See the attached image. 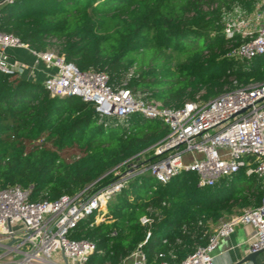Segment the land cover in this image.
Returning <instances> with one entry per match:
<instances>
[{"label":"trees","instance_id":"obj_1","mask_svg":"<svg viewBox=\"0 0 264 264\" xmlns=\"http://www.w3.org/2000/svg\"><path fill=\"white\" fill-rule=\"evenodd\" d=\"M263 1L17 0L0 8V31L37 53L59 43L81 72L105 73L114 88L128 83L144 100L181 109L264 83V57L229 56L244 41L227 40L218 24L221 9L251 16ZM162 54L176 56L175 66L172 58L160 62ZM142 56L154 57L155 67L142 68ZM27 77L0 72V190L31 188L33 202L49 203L104 191L117 180V167L168 133L141 115L101 117L94 104L51 97ZM263 197L262 179L244 172L214 187H199L193 173L167 184L139 177L107 207L104 223L83 221L69 237L98 247L87 264H123L139 247L147 264H181L208 245L212 224L260 207Z\"/></svg>","mask_w":264,"mask_h":264},{"label":"built area","instance_id":"obj_2","mask_svg":"<svg viewBox=\"0 0 264 264\" xmlns=\"http://www.w3.org/2000/svg\"><path fill=\"white\" fill-rule=\"evenodd\" d=\"M16 1L3 0L0 8ZM263 23L264 10L228 24L225 38L240 37L244 41L229 56L242 61L264 57ZM10 49L26 50L37 64H45L48 78L43 86L51 97L92 103L101 117L124 120L141 115L147 120H159L168 133L149 151L117 167V180L104 191H84L49 203L33 202L31 188L0 190V264H87L91 257L100 254L98 247L72 240L70 234L83 221L93 219L92 225L104 223L107 207L139 177L167 184L182 174L193 173L199 178V187H214L244 172L247 177L262 179L264 188V83L226 92L206 103L188 102L176 109L136 96L128 83L114 88L107 74L81 72L63 56L50 50L34 52L19 39L0 31V72L4 74L27 69L24 64L7 61L5 52ZM133 76L131 71L129 81ZM155 158L158 160L152 162ZM149 223L147 218L142 219L143 225ZM239 225L251 229L247 238L250 254L264 251V197L260 207L245 208L221 220L208 245L198 247L181 264H216L212 254ZM129 260L130 264H147L141 247Z\"/></svg>","mask_w":264,"mask_h":264},{"label":"crops","instance_id":"obj_3","mask_svg":"<svg viewBox=\"0 0 264 264\" xmlns=\"http://www.w3.org/2000/svg\"><path fill=\"white\" fill-rule=\"evenodd\" d=\"M3 0H0V3ZM264 10V1L259 5L256 11ZM255 15V13L253 14ZM260 26V25H259ZM264 26V23L261 24ZM28 51L26 50H18V49H10L5 52V57L9 63L19 62L21 64L26 65L27 69L20 74H28V79L40 80L41 83L44 82L48 78V74L46 72L45 64L40 63L37 64V61L34 56H27ZM30 53V52H29ZM34 67H37V70H33ZM245 208L235 210L232 214H237L241 210ZM231 216V215H229ZM228 217V216H227ZM226 218V217H225ZM220 222L211 228V233L215 232L218 228ZM251 233V229L246 226L239 225L236 227L235 233L229 238L223 239L220 242L218 249L212 254L213 258L216 261V264H238L242 262L249 252V246L247 244V238ZM123 264H130V260L128 259ZM251 264V263H245ZM257 264H264V253L261 254L257 259Z\"/></svg>","mask_w":264,"mask_h":264},{"label":"rangeland","instance_id":"obj_4","mask_svg":"<svg viewBox=\"0 0 264 264\" xmlns=\"http://www.w3.org/2000/svg\"><path fill=\"white\" fill-rule=\"evenodd\" d=\"M220 10V9H219ZM243 12L239 9V8H235L232 12H228L226 9H221L219 14H218V21H219V25H222V28L225 29V27L228 24H231L232 22L238 20L239 18L243 17L244 14H242ZM223 35H224V30H223ZM61 50H62V45H60L59 43L53 42V46L50 50V52L55 53L57 56L62 57L61 55ZM29 57H31V53H27ZM169 58H172V66H175V64L177 63V59L176 56L170 57L169 54H162L161 56H159V59H161L160 62L165 63ZM141 61L143 63H145L144 66H142V68H145V70H150L152 67H155V58L152 56H142L141 57ZM145 93H149L148 91H145ZM140 95H138L139 97ZM140 97H143V95H141ZM190 156V155H188ZM198 158H202V155H197ZM247 182H250V180H248ZM246 182V183H247ZM146 188V187H145ZM144 188V189H145ZM106 217L107 215V209L106 211L103 213ZM211 228H213V224L211 225Z\"/></svg>","mask_w":264,"mask_h":264},{"label":"water","instance_id":"obj_5","mask_svg":"<svg viewBox=\"0 0 264 264\" xmlns=\"http://www.w3.org/2000/svg\"><path fill=\"white\" fill-rule=\"evenodd\" d=\"M19 73H23L22 70H19ZM264 251L259 252V253H254V254H248L247 257L240 263L238 264H245V263H251V264H257V259L258 257L263 254Z\"/></svg>","mask_w":264,"mask_h":264}]
</instances>
